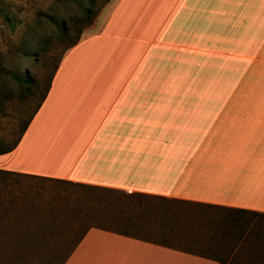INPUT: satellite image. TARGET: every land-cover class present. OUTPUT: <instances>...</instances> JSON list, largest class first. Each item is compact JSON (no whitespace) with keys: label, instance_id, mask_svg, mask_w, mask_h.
Here are the masks:
<instances>
[{"label":"crops","instance_id":"1","mask_svg":"<svg viewBox=\"0 0 264 264\" xmlns=\"http://www.w3.org/2000/svg\"><path fill=\"white\" fill-rule=\"evenodd\" d=\"M0 170L224 211L232 252L264 236V0H115ZM58 264L222 263L89 227Z\"/></svg>","mask_w":264,"mask_h":264},{"label":"rangeland","instance_id":"2","mask_svg":"<svg viewBox=\"0 0 264 264\" xmlns=\"http://www.w3.org/2000/svg\"><path fill=\"white\" fill-rule=\"evenodd\" d=\"M114 2L0 0V149L18 137L67 46L95 31ZM196 209L174 200L0 173V264H58L89 227L199 252L222 264H264V236L232 252L234 230L224 223L233 215Z\"/></svg>","mask_w":264,"mask_h":264},{"label":"trees","instance_id":"3","mask_svg":"<svg viewBox=\"0 0 264 264\" xmlns=\"http://www.w3.org/2000/svg\"><path fill=\"white\" fill-rule=\"evenodd\" d=\"M86 11H87V8H86L85 12H86ZM74 41H75V40H74ZM74 41H72L68 46H70L71 44H73ZM68 46H67V47H68ZM54 69H55V67H54ZM52 73H53V72H52ZM50 78H51V76H50ZM50 78H49V81H50ZM48 84H49V82H48ZM48 84H47V86H46V88H45V91H44L43 95L41 96L40 101L37 103V105H36V107H35L33 113L35 112L36 108L39 106V103L41 102V100H42V98H43V96H44V94H45V92H46V90H47ZM33 113H32V114H33ZM31 116H32V115H31ZM31 116L28 118V120H27V121L24 123V125L21 127L18 137H17V138L12 142V144H10L8 147L3 148V149H0V154L5 153V152L11 150V149L15 146V144L17 143V141H18L20 135H21L22 132L24 131V129H25V127H26L28 121L30 120ZM0 173H1V174H6V175L31 176V175L20 174V173L11 172V171H6V170H0ZM32 177H37V176H32ZM38 178H42V177H38ZM44 179H47V178H44ZM50 180H51V179H50ZM59 181H62V180H59ZM93 188H96V187H93ZM102 189H103V190H107V191H109V190L111 191V190H112V191H117V192H118V190H113V189H108V188H102ZM130 195H133V194H130ZM135 195H137V196H144V197H147V195H142V194H135Z\"/></svg>","mask_w":264,"mask_h":264}]
</instances>
